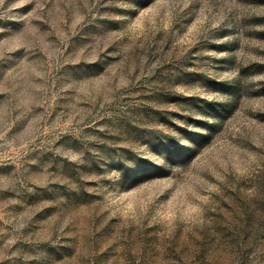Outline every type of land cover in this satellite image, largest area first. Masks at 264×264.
Wrapping results in <instances>:
<instances>
[{
    "label": "rangeland",
    "instance_id": "rangeland-1",
    "mask_svg": "<svg viewBox=\"0 0 264 264\" xmlns=\"http://www.w3.org/2000/svg\"><path fill=\"white\" fill-rule=\"evenodd\" d=\"M0 264H264V0H0Z\"/></svg>",
    "mask_w": 264,
    "mask_h": 264
}]
</instances>
